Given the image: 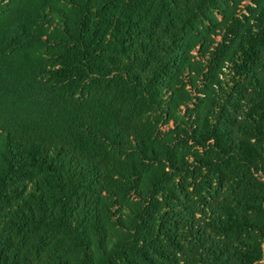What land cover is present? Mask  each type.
Segmentation results:
<instances>
[{
	"label": "trees",
	"instance_id": "obj_1",
	"mask_svg": "<svg viewBox=\"0 0 264 264\" xmlns=\"http://www.w3.org/2000/svg\"><path fill=\"white\" fill-rule=\"evenodd\" d=\"M0 264H264V0H0Z\"/></svg>",
	"mask_w": 264,
	"mask_h": 264
}]
</instances>
